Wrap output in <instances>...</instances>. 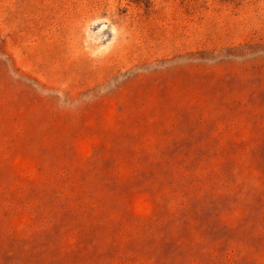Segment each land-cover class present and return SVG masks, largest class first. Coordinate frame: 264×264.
I'll return each mask as SVG.
<instances>
[{"label": "rangeland", "instance_id": "1", "mask_svg": "<svg viewBox=\"0 0 264 264\" xmlns=\"http://www.w3.org/2000/svg\"><path fill=\"white\" fill-rule=\"evenodd\" d=\"M0 264H264V0H0Z\"/></svg>", "mask_w": 264, "mask_h": 264}]
</instances>
